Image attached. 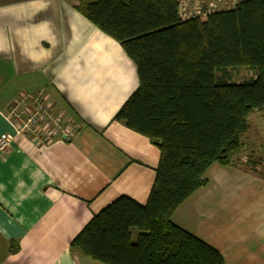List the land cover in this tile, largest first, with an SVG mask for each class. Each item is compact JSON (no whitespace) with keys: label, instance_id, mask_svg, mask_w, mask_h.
Wrapping results in <instances>:
<instances>
[{"label":"crops","instance_id":"obj_1","mask_svg":"<svg viewBox=\"0 0 264 264\" xmlns=\"http://www.w3.org/2000/svg\"><path fill=\"white\" fill-rule=\"evenodd\" d=\"M75 6L0 0V136L13 133L16 102L35 94L79 125L71 142L18 136L0 155V264H102L71 242L118 198L145 205L154 184L159 148L114 121L138 87L136 65ZM248 123L232 164L210 166L207 185L172 217L225 264H264V109Z\"/></svg>","mask_w":264,"mask_h":264},{"label":"trees","instance_id":"obj_2","mask_svg":"<svg viewBox=\"0 0 264 264\" xmlns=\"http://www.w3.org/2000/svg\"><path fill=\"white\" fill-rule=\"evenodd\" d=\"M73 1L136 65L138 87L114 121L150 139L160 161L145 205L118 198L70 250L102 264H225L172 217L207 185L210 166L232 164L248 117L264 109V0L205 20H182L179 0ZM239 70L256 78L233 83Z\"/></svg>","mask_w":264,"mask_h":264},{"label":"built area","instance_id":"obj_3","mask_svg":"<svg viewBox=\"0 0 264 264\" xmlns=\"http://www.w3.org/2000/svg\"><path fill=\"white\" fill-rule=\"evenodd\" d=\"M232 1V7H235L238 0ZM214 5L211 0H179V16L185 20L200 19L206 16V6L211 10L209 15L215 13L217 10ZM8 120L13 133L0 136V155L3 157L11 150L18 136L31 137L35 142L43 144L51 143L58 136L71 142L79 128L71 117L55 112L44 100L43 94L21 97L12 108Z\"/></svg>","mask_w":264,"mask_h":264},{"label":"rangeland","instance_id":"obj_4","mask_svg":"<svg viewBox=\"0 0 264 264\" xmlns=\"http://www.w3.org/2000/svg\"><path fill=\"white\" fill-rule=\"evenodd\" d=\"M230 1H232V0H211V2H214V7L216 8L215 10H217L216 12H219V11H222V10H224V9H227L228 7H230V9L231 8H234V6L232 7V3H233V1H232V3L231 4H229V2ZM209 7H205V9H204V11H205V14H206V16H203V17H201L200 18V20H205L206 18L205 17H208L209 16ZM211 11V10H210ZM81 14V13H80ZM182 19V18H181ZM182 20H185V19H182ZM97 28V27H96ZM120 44V43H119ZM121 45V44H120ZM123 48V47H122ZM245 72H248V71H246L245 70ZM247 74H249V73H247ZM233 83H237V84H239V83H241V82H239V81H237V80H235V79H233ZM56 112V111H55ZM73 119V118H72ZM73 120H75V119H73ZM78 130H79V128H78ZM242 157V156H241ZM244 160H245V158L244 157H242ZM241 158V159H242ZM260 173H261V175L262 176H264V168H262V170L260 171ZM136 232V231H135ZM135 232H134V234H135Z\"/></svg>","mask_w":264,"mask_h":264},{"label":"bare ground","instance_id":"obj_5","mask_svg":"<svg viewBox=\"0 0 264 264\" xmlns=\"http://www.w3.org/2000/svg\"><path fill=\"white\" fill-rule=\"evenodd\" d=\"M241 145H242V144H241ZM239 149H240V148H239ZM239 149H238V150H239ZM236 151H237V150H236ZM235 153H236V152H235Z\"/></svg>","mask_w":264,"mask_h":264}]
</instances>
